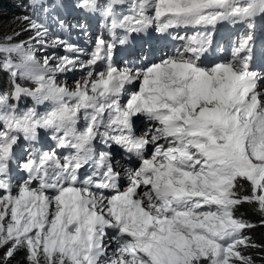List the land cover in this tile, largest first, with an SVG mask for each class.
I'll list each match as a JSON object with an SVG mask.
<instances>
[{"label":"snow or ice","instance_id":"snow-or-ice-1","mask_svg":"<svg viewBox=\"0 0 264 264\" xmlns=\"http://www.w3.org/2000/svg\"><path fill=\"white\" fill-rule=\"evenodd\" d=\"M21 6L0 28V264H264V0ZM137 39L160 54L121 59Z\"/></svg>","mask_w":264,"mask_h":264},{"label":"trees","instance_id":"trees-1","mask_svg":"<svg viewBox=\"0 0 264 264\" xmlns=\"http://www.w3.org/2000/svg\"><path fill=\"white\" fill-rule=\"evenodd\" d=\"M67 10L73 12L74 9L69 7ZM0 12H2V15H0V28L7 31L8 25L15 22L16 17L26 14L27 9L21 6V0H0ZM24 36L26 37L27 34L25 33ZM243 211L246 216L256 219L249 211ZM252 235L257 242L264 241V229L257 230Z\"/></svg>","mask_w":264,"mask_h":264},{"label":"rangeland","instance_id":"rangeland-1","mask_svg":"<svg viewBox=\"0 0 264 264\" xmlns=\"http://www.w3.org/2000/svg\"><path fill=\"white\" fill-rule=\"evenodd\" d=\"M65 21L67 22V25H68L67 28H69V30H71L72 32H74L75 40H71V42L83 46V45L86 43L88 37H86V36H84V35H81L80 32H79V29L72 27V25L76 24V21H80V20H77L76 18H72V17H69V16H68V17H66ZM89 35L91 36L92 39H95V37H96L98 34L93 35V34L89 31ZM106 36H107V35H106ZM143 41H144V40H141V39L134 40L133 43H132V45L125 46L123 50H120V52L125 51V50H127L128 48H130V47H134V46H136V45L139 44V43H143ZM221 43H223V41H221ZM145 44H148V43H144L143 45H145ZM152 47L154 48L155 46L153 45ZM149 48H150V47L147 46V49H145L144 52L147 53L148 50H149ZM27 106H31V102H30V101L27 102Z\"/></svg>","mask_w":264,"mask_h":264}]
</instances>
